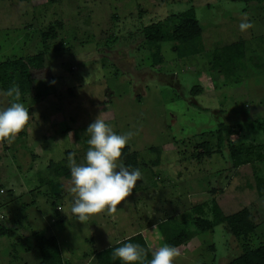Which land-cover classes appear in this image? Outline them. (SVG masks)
Listing matches in <instances>:
<instances>
[{
	"label": "rangeland",
	"instance_id": "1",
	"mask_svg": "<svg viewBox=\"0 0 264 264\" xmlns=\"http://www.w3.org/2000/svg\"><path fill=\"white\" fill-rule=\"evenodd\" d=\"M192 6L203 33L185 47L199 53L183 56L176 43L145 40L147 24ZM245 20L251 27L242 32ZM50 26L58 31L49 42L53 76L33 79L20 100L29 122L11 143L0 140V224L8 229L0 236V264H40L36 231L54 235L69 264H97L94 250L143 228L153 243L165 200L178 209L171 224L192 229L190 208L209 200L213 187L222 189L226 213L250 208L256 232L237 238L217 225L177 247L174 264H225L244 243L264 242V205L255 189L264 178V1L0 0V61L42 50ZM241 40L238 67L229 74L214 68L213 51ZM5 93L0 88V107L9 103ZM100 113L117 133H133L125 146L137 152L142 176L116 213L81 222L70 212L68 165L82 163L86 151L66 154L74 145L61 125L84 132ZM221 121L236 128L231 140L243 156L235 169L228 147L218 150ZM205 141L210 153L200 147Z\"/></svg>",
	"mask_w": 264,
	"mask_h": 264
},
{
	"label": "trees",
	"instance_id": "2",
	"mask_svg": "<svg viewBox=\"0 0 264 264\" xmlns=\"http://www.w3.org/2000/svg\"><path fill=\"white\" fill-rule=\"evenodd\" d=\"M27 1V0H26ZM245 2L264 0H243ZM60 25V22H58ZM56 26H50L47 31L42 32L43 49L37 53L9 58L0 61V88L7 91L13 85H18L21 90V101L25 96L30 94L33 90V79H37L38 74H45L40 79L49 80L53 75L49 74L51 69L49 66V50L50 40L58 37ZM203 28L199 18L197 17L196 9L192 6L186 10L170 14L163 19L153 21L143 28V36L147 42H173L175 48L183 56L199 53L201 50L185 47L186 45L199 40L202 37ZM182 47V49H180ZM246 45L243 40L233 42L231 44L218 47L213 51V67L216 69H224L227 73H231L238 66L237 61L244 60ZM155 59L159 54H154ZM228 66L230 70H228ZM37 76V77H36ZM200 88H192V93H198ZM37 96H40L38 94ZM61 132L67 133L73 142L74 147L66 150L68 156L77 155L79 151H86L88 148L85 134L86 128L83 130L73 131V128L67 124L61 125ZM236 128L233 124L221 121L218 124L217 130V146L218 150L223 153L225 148L230 150L231 162L233 168H237L242 163L243 153L241 149L234 144L231 136L235 134ZM78 135V136H77ZM210 153L212 149L211 144L205 141L200 144ZM157 153L160 151L157 150ZM162 152V151H161ZM120 160L131 168H139L138 154L135 151L128 150L127 146L122 149V156ZM227 170V168L225 169ZM221 171V170H220ZM256 192L264 205V178H259L255 185ZM1 190V188H0ZM222 192L221 188L213 187L210 190L209 200L203 203L192 205L190 211L194 214L192 221L194 227L192 229L186 227H174L171 222L175 220V216L166 217L167 220L161 222L164 232L158 239V246L164 244L171 245L175 249L186 244V242L193 239L200 232L213 231L217 225L226 224L229 230L237 238H246L256 232L258 224L249 207H242L241 209L226 213L218 201V197ZM208 207V208H207ZM208 209V210H207ZM8 229L0 224V236L6 235ZM34 239L37 249L40 252V264H69L70 259L63 253L57 238L52 234H45L43 231H36ZM134 243L140 245L145 252L143 264L152 258V251L156 250L154 245L150 244L146 237L137 232L130 236L119 240V243H114L99 250H94L92 256L96 259L97 264H121L119 259H112V251L115 247H119L123 243ZM150 246V247H149ZM140 264V262H137ZM225 264H264V242L256 246L249 243L243 244V251L241 254L233 258Z\"/></svg>",
	"mask_w": 264,
	"mask_h": 264
},
{
	"label": "clouds",
	"instance_id": "3",
	"mask_svg": "<svg viewBox=\"0 0 264 264\" xmlns=\"http://www.w3.org/2000/svg\"><path fill=\"white\" fill-rule=\"evenodd\" d=\"M239 27L243 32L251 24L245 20ZM5 94L10 100L6 107H0V140L11 143L29 122L30 114L20 102L18 85H13ZM85 134L88 136V148L83 162L70 159L68 165L71 176L69 191L74 194L70 212L81 222L105 210L109 215L116 213L117 205L132 192L142 176L138 168L125 166L120 161L122 149L133 136L131 131L117 133L100 113L88 125ZM176 256L175 247L164 244L152 251L147 264H174ZM144 257V249L131 242L123 243L112 251V259H119L121 264H143Z\"/></svg>",
	"mask_w": 264,
	"mask_h": 264
},
{
	"label": "crops",
	"instance_id": "4",
	"mask_svg": "<svg viewBox=\"0 0 264 264\" xmlns=\"http://www.w3.org/2000/svg\"><path fill=\"white\" fill-rule=\"evenodd\" d=\"M0 188H1L0 193L5 192V188H4L3 185H0ZM12 191L15 192L14 189H13ZM164 205H168V206L166 207V209L163 210V211L165 212L164 214H167V215H165L166 217H170V216H175V215H177L176 212H177L178 209H176V207L174 206V205H176V202L173 203V202L170 201V200H165V202L162 203V208H163ZM185 208H188L187 205H186ZM181 212H182V211H181ZM165 220H167V218H164L161 222H163V221H165ZM146 230H147V228H143L142 230H139L138 232H141V233L146 237V239H147V235H146V233H145ZM163 232H164L163 229H159L158 231L156 230L155 232H153L152 234H150V236H151L152 239L154 240L153 243H150V242L148 241V239H147V241H148L150 244L154 245L155 248H156V247L158 246V245H157V244H158V239L161 237V235H162ZM134 234H135V233H134ZM129 236H130V235H129ZM117 242H118V241H116L115 243H117ZM156 245H157V246H156ZM92 257H93V256H92ZM95 260H96V259H95Z\"/></svg>",
	"mask_w": 264,
	"mask_h": 264
}]
</instances>
